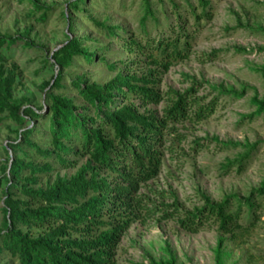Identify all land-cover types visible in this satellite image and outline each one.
<instances>
[{
  "label": "rangeland",
  "instance_id": "374dc122",
  "mask_svg": "<svg viewBox=\"0 0 264 264\" xmlns=\"http://www.w3.org/2000/svg\"><path fill=\"white\" fill-rule=\"evenodd\" d=\"M70 1L0 0V33L18 36L2 52L6 68L15 66L13 96L25 95L28 100L23 105L44 107L40 110L44 117L27 124L40 148L50 147L47 92H59L72 98L75 106H83L73 80L103 83L116 73L139 74L145 70L142 62L133 61L139 55L124 51L122 37L133 35L142 40L145 36L168 34L171 28L187 31L192 35L189 53L160 73L159 89L182 91L196 82L200 83L196 94L202 95L203 101L218 94L216 107L208 117L174 124L175 131L183 134L178 141L171 143L170 134L166 135L164 145L171 147H163L158 172L142 181L136 194L149 208L168 206L162 207L163 211L155 208L140 213L130 223L115 244V263L171 260L173 264H216L215 250L222 237V264H264V195L254 224L234 233L220 232L211 222L188 231L177 222V214L201 207L203 196L219 201L231 194L255 195L254 190L264 180V109L250 120L245 117L257 108L253 98L264 94V0H209L211 15L200 19L198 28L190 11H199L197 0H149L155 19L147 17L143 22L142 0H82L78 9H71ZM94 20L111 25L113 33L106 34ZM67 37L77 38L81 46L94 54L93 58L87 61L76 55L66 67L52 65V52ZM210 53L211 59L207 56ZM57 74L61 87L54 89L44 84L51 83ZM169 101L168 94H163L157 103L138 108L147 107L159 114ZM134 102L137 103L135 99ZM1 116L0 166L10 161L14 154L11 144L17 141L15 125ZM196 138H203V145L195 148ZM246 150H250L249 156L243 167L237 169V159ZM45 156L52 168L40 176L36 185L43 186L57 176L69 177L85 161V155L68 154L67 158L75 159L74 164L61 167L49 155ZM29 158L33 162L45 160L33 149ZM2 188L3 185L0 206ZM174 207V214L162 217V212H171ZM240 222L245 224L244 215ZM3 261H8V257L1 253L0 263Z\"/></svg>",
  "mask_w": 264,
  "mask_h": 264
},
{
  "label": "trees",
  "instance_id": "16d2710c",
  "mask_svg": "<svg viewBox=\"0 0 264 264\" xmlns=\"http://www.w3.org/2000/svg\"><path fill=\"white\" fill-rule=\"evenodd\" d=\"M81 1L71 0L69 7L78 9ZM197 5L198 12L193 8L190 11L198 28L199 20L208 19L211 11L209 0H197ZM142 6L141 22L147 17L155 19L149 0H142ZM36 7L47 9L39 4ZM61 13L64 16V12ZM94 23L106 34L113 33L112 26L104 21L94 20ZM17 38L0 33V115L15 125L17 140L11 144L14 154L10 161L0 166L4 196L0 206V254L8 257V261L0 264H9V261L14 264H116L115 244L130 223L139 218L140 213L168 206L160 204L149 208L136 194L138 185L158 172L163 147H171V144L164 145L166 135L170 134L171 143L178 141L183 134L175 131L174 124L208 117L216 107L218 94L203 101V96L196 94L200 84L196 82L182 91L159 89L160 73L189 53L192 35L187 31L171 28L168 34L145 36L142 40L133 35L122 37L120 44L124 51L139 55L140 58L133 61L142 62L145 70L139 74L116 73L103 83L83 84L73 80V86L85 103L83 106H75L72 98L59 92H47L45 107L50 114L47 139L50 147L40 148L27 124L44 117L40 112L44 107L23 105L28 100L25 95L13 96L15 66L6 68L2 56L3 50ZM76 55L87 61L94 56L77 38L67 37L52 52L51 64L66 67ZM211 55H207L209 59ZM44 84L54 89L62 85L59 74L51 83ZM163 94H168L170 101L159 114L147 107L138 108L157 103ZM253 102L257 108L245 115L248 120L264 109V94L259 99L253 98ZM202 140L194 139L193 146H202ZM32 149L45 160L33 162L29 158ZM250 150L237 159V169L243 167ZM68 154L85 155V161L69 177L57 176L43 186L36 185L40 176L48 174L52 168L45 155L59 166L67 167L75 160L67 158ZM254 192L255 195L246 197L231 194L219 201L203 196L201 207L177 214V222L188 231L198 230L205 222L215 223L220 232L234 233L250 227L259 215L264 180ZM176 210L174 207L171 212L164 211L162 217ZM242 215L245 224L240 222ZM35 231L37 233L33 234ZM222 240L220 237L215 250L216 264H222ZM151 264L173 262L152 261Z\"/></svg>",
  "mask_w": 264,
  "mask_h": 264
}]
</instances>
